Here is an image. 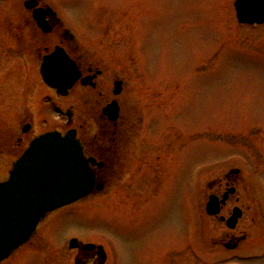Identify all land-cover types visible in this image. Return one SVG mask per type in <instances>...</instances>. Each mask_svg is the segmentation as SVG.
<instances>
[{
  "label": "rangeland",
  "instance_id": "374dc122",
  "mask_svg": "<svg viewBox=\"0 0 264 264\" xmlns=\"http://www.w3.org/2000/svg\"><path fill=\"white\" fill-rule=\"evenodd\" d=\"M24 1L0 5V13L5 14L0 21L3 34L15 26L6 17L12 12L25 24ZM42 2L55 8L65 28L73 31L78 46L75 54L80 59L90 57L103 67L105 87L101 90L105 96L110 91L109 102L115 98L114 82L124 83L120 105L129 119L125 128L110 129L114 137L108 141L100 136L109 133L100 118L93 122L83 116L85 141L93 149L95 143H110L112 156L118 153L110 161L114 168L111 178L86 200L50 214L39 226L36 239L4 264H76L77 251L67 247L72 238L102 246L110 264H171L173 251L182 245L185 224L202 229V243L210 244L205 204L217 191L214 180L222 170L218 163L233 156L237 165L230 168L243 171L252 180L248 190L257 192L252 198L253 210L263 213L264 28L241 29L232 23L229 6L235 0ZM11 52L22 59L19 50ZM34 55L27 58L32 67L30 81L16 78L11 84L8 78L0 82L1 139L14 128L16 133L22 129L18 123L26 97L38 109L35 128L37 123L42 124V131L63 126L49 104L45 109L39 103L40 96L48 102L55 95L41 86V61ZM24 64V60L9 61V73L25 77ZM71 95L63 103L86 111L89 95L82 90ZM93 104L98 110L96 100ZM90 153L104 158L102 152ZM18 155L9 147L0 151V183L9 178ZM157 174L160 177L155 180ZM239 185L248 192L244 184ZM188 196L191 215L184 211ZM238 197L240 206H249L242 191ZM258 227L253 242L263 233L262 226L253 231ZM249 228L246 221L244 229ZM197 234L199 230L195 237ZM163 252L168 255L163 257ZM253 255L260 256L256 260L261 262L246 264H264V249ZM249 256V252L236 256L221 252L204 264Z\"/></svg>",
  "mask_w": 264,
  "mask_h": 264
},
{
  "label": "flooded vegetation",
  "instance_id": "af4514ba",
  "mask_svg": "<svg viewBox=\"0 0 264 264\" xmlns=\"http://www.w3.org/2000/svg\"><path fill=\"white\" fill-rule=\"evenodd\" d=\"M12 1L14 0L0 2V5L9 4ZM26 2H32L36 5V7L33 10L27 11L24 9V12L26 14L23 15V17L25 18L24 25L26 28H24V25L21 24L22 22H19L17 21L16 18H14L12 14L13 12L11 13V15L7 13L8 16H6L8 17V19L11 20L12 23H15V26L11 27L10 32L3 34L2 33L3 28L0 26V82L6 81L8 78L12 81V82L10 81L11 84H15V81H17L16 78L18 79L20 78V80H26L27 82L30 81L29 76L32 73V67L30 66V63L27 61L28 60L27 58L32 56L31 59H33L34 57H36L34 54H37L38 56L37 58H39L40 61H43V58L47 55H51L56 47H60L61 49H63L65 53L69 56V58L72 61H74L75 64L77 65L79 71L81 72V80L88 77H92V79L89 82H87L86 86L82 85L81 81H79L67 96L68 98L71 94H75L77 90L84 91V93H86L90 97L89 100L85 101V104L87 105L86 111H81V109L76 107V105L68 106L67 103H63L62 100L64 98L58 97L55 91L49 89V91H52L54 93L58 103L61 106V107L53 108L58 118H60V121L66 124L65 122H63L64 120L62 119L64 117V113L67 114V112H69V115L71 116L70 122H67L68 126L66 127L61 126L58 129L62 132V131H66L67 128L71 126L72 129L76 130L77 138L81 141L84 147L85 156L95 158L98 162H101L103 164L102 168L94 167V173L96 175V178L98 179V181H102V182L109 181V179L111 178V174L114 171L113 166L110 165V161L111 158L118 155V153L114 152V156H112V153L110 151V143L105 142L104 139H107L109 141L110 136L114 137V134L110 132V129L113 128L122 129L125 128L128 123V119H129V116L127 115L128 113L122 111L120 105V100L124 92V83L122 85V93L118 97H115L113 99L117 101L119 106V118L116 123H113L103 115L104 108L108 106V103L112 102V100L109 102L108 99H106L110 91L108 92L107 90V94L105 96L104 92L101 90V87L104 86L103 67L99 64H94V61L90 57L86 56V58L80 59L78 55L75 54L76 52H74V49H78V46H76L75 44L76 36L74 35L73 31L65 28L62 17L51 5L44 4L42 0H25L24 3ZM48 7H52L54 9V12H51L48 9ZM39 9L44 10V12L42 11L45 14L43 15L44 18L43 27L49 33H45L42 29H40V27L37 25L36 21L34 20V13ZM4 16L5 14L0 13V21L5 20ZM16 17H19V15ZM53 40H57L55 45L52 44ZM20 42L23 45L20 44L19 47ZM14 49L19 50V54L22 55V59H19V57H15V55L12 54L13 52H11V50ZM11 60H24L25 70L27 71L25 77L20 76V74L19 77H14L12 73H9L7 64ZM84 60H86V62H84ZM3 67L7 69L6 72L3 70ZM39 77H40L41 86L47 88V86L45 85V83L41 78L40 69H39ZM33 88H35V86ZM34 94H36L35 90H34ZM26 98H24L25 100L23 99L24 100L23 116L20 117L21 120L18 119L21 121V122L19 121L18 125L21 127L22 125H26V124L31 127L36 117L35 115L37 114V108H32V106L29 105V97ZM38 99H39V103H42L43 106L46 105L45 96L42 95ZM94 100H96L98 110L95 109V105H94L95 103L93 104ZM102 100L106 101L105 105L103 102H102L103 104H101ZM100 108L101 111L99 110ZM9 111H11V109H9ZM80 114L82 115V117ZM27 116L28 118H26ZM83 116L87 118H91L93 122H96L94 119L95 117H99L102 123L106 127H108L109 133L108 134L101 133L100 135L104 138L103 142L105 143H95L93 144L95 147L93 149L85 141L82 135V129H84L85 127L83 125V123L85 124V122H83V118H84ZM31 130L26 134L22 133V129L21 131L19 130L20 131L19 133H16V130L11 132V141L8 147L13 152H17V154H19L17 158L20 156V153H23L26 147H28L29 143L36 136L46 132L45 131L40 133L38 130L36 131L34 130L31 131ZM120 133L122 134V132ZM95 150L100 153L102 152V156L104 158L94 157L95 155H92L90 151H95ZM113 150H115L114 147ZM132 162L134 163L132 167L134 170V167L135 168L137 167V163H136L137 156L134 161L132 160ZM232 165H237V164L235 162H232L226 165H222V167H220L222 170L217 175L216 180H214L215 182L214 187H216L217 191L211 195L215 196L217 199L222 201L224 195L230 189L232 188L233 190L235 189L234 193L230 194V196L226 200V204L224 206H221L220 209L218 206L215 207V209L219 211V214L216 217L213 218L208 217L204 211L205 215L208 217L206 218L210 221L209 227L207 228V232H210L211 234L209 241L210 244L208 246L206 245L204 246V243H202L203 230L200 228L196 229V231L198 230L200 231V234L199 235L197 234L196 237L194 238L197 240L190 241L189 232L187 230V224H185L184 239L182 245L181 247H177L176 251H173L171 264H182L181 260L185 262V264H204L207 258L209 257L213 258V256H215L217 253H221V252H224V254H230L231 256H236L237 254L243 252H249L251 255L248 258H244L245 260H238V259H234L235 257L234 258L230 257L227 260H231V261L226 262L225 264H246L261 259L260 256L253 255V252L264 249V211L263 213L254 212L253 210L254 203L252 198L256 195L257 192H255L253 188L250 191L248 190L250 184L252 183V180H250L248 176L243 173V171L230 168L232 167ZM107 168L110 169L107 170ZM124 176L128 177L129 175L126 172ZM159 177H160L159 175L156 176L155 180H157ZM239 183H241L242 185L244 184L248 192L245 191L244 187L242 190ZM241 191L242 194H244V197L250 202L249 206L246 208L244 206L239 205V203H241V198L238 196L241 195ZM235 208H240L242 213L237 223H233V222L230 223V225L234 227L229 228L227 221L230 218L234 217ZM261 214L262 216L260 219ZM246 221L249 222L250 227H252V229L250 228L244 229V225ZM255 226H262L263 233H260L257 240L253 242L256 236L258 235V229H259L258 227L257 229H255V231H253ZM164 253L165 252H163V254ZM166 254L168 255L167 252ZM166 254H164L163 257H165ZM106 257L108 258H106L105 264H110V261H108L110 259V256L106 254ZM263 257L264 256H262V258ZM76 260H77V264H101L99 252L96 249L91 251L77 250ZM5 262L1 264H4ZM257 262H261V261H257ZM207 264H215V263H213V261L212 262L210 261Z\"/></svg>",
  "mask_w": 264,
  "mask_h": 264
},
{
  "label": "water",
  "instance_id": "95a60500",
  "mask_svg": "<svg viewBox=\"0 0 264 264\" xmlns=\"http://www.w3.org/2000/svg\"><path fill=\"white\" fill-rule=\"evenodd\" d=\"M35 6L26 3L27 8ZM236 7L241 24L264 23V0H238ZM43 15L42 11L34 13L40 27H43ZM41 73L47 85L64 95L80 79L75 64L60 50L45 58ZM89 80L85 79L83 84ZM120 92L121 83H116L114 93ZM105 114L116 121L117 104L108 106ZM90 164L94 162L84 158L83 149L72 131L64 137L48 133L32 142L14 165L9 181L0 184V261L27 242L48 213L88 197L95 189H102L97 186ZM226 199L227 196L223 203ZM215 200L211 197L207 205L209 215L217 213L213 210ZM235 212L229 225L240 216L238 210Z\"/></svg>",
  "mask_w": 264,
  "mask_h": 264
}]
</instances>
